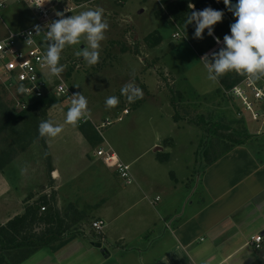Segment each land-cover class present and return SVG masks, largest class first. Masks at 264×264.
Wrapping results in <instances>:
<instances>
[{
  "label": "rangeland",
  "instance_id": "1",
  "mask_svg": "<svg viewBox=\"0 0 264 264\" xmlns=\"http://www.w3.org/2000/svg\"><path fill=\"white\" fill-rule=\"evenodd\" d=\"M79 2L82 4L75 14L102 8L103 19L109 28L101 42L100 59L96 65L89 66L83 57L75 55L87 47L85 37H81L78 45L65 46L60 59L65 70L60 78L74 94L79 92L87 98L92 119L110 117L115 120L120 115L122 119L102 130L101 136L98 132L97 135L93 133L92 126H85L83 132L88 135L87 140L79 132V123L73 126L65 122L72 98L64 97L48 105L45 111L40 109L34 115L36 118L28 116L13 122L11 115L18 111L13 109L10 101L12 111L4 107L3 100L8 101L10 97L0 91V153L7 152L12 159L4 167L0 178V190L4 185L12 189L0 201V223L21 213L23 200L31 192L55 193L61 212L68 203L79 208H85L86 202L90 204L89 212L83 209L87 212L86 217L77 223L84 235L72 239L54 252L43 247L19 264H95L97 258L103 255L95 243L102 242L103 246L113 249L120 241V232L136 228L142 213L148 215L150 208H153L150 200L156 195L154 191H146L147 198L132 205L136 199L143 197L138 188V179L145 182L150 176H156L163 187L166 180L177 172L179 179L188 177L190 200L196 199L200 191L197 180L202 168L196 161L195 151L203 138L208 139V135L205 131L207 126L187 123L188 119L202 114L206 121H218L231 128L245 129L254 136L246 142L252 148L253 139H258L260 135L258 140H263L264 151V126L249 117L239 98L217 91L224 87L220 80L211 82L207 79V70L201 61L202 55L207 54L209 61L214 62L212 53L225 47L223 37L228 34L230 24L235 22L233 18H223L222 22L213 26V36H209L205 29L203 39H196L195 21L191 30H183L181 25L178 24L177 29L175 25L155 16L161 6L160 0ZM34 20L26 0H8L6 7L0 10V38L7 32V27L12 30L24 28ZM153 30H158L163 40L159 45L149 47L143 37ZM177 31L180 35L173 37L172 34ZM214 37L220 38L219 44ZM136 39L139 40L138 53L134 52ZM111 40L122 42L129 50L121 52V45L109 44ZM69 71L71 74L68 75ZM45 74V81L51 87L57 83L56 76L48 71ZM131 82L143 93V101L138 107L121 95V88ZM178 90L183 94L181 100L174 93ZM110 96L119 98V104L111 109L105 106V100ZM173 98L177 112L184 120H173L175 110L170 103ZM124 107L129 109L125 115L122 114ZM239 110L243 113L242 117L238 115ZM46 120L62 126L63 131L55 138H41L38 126ZM166 138L170 141L165 143ZM156 140L159 144L152 146ZM99 146H111L120 159L129 165L133 178L131 184H125L115 169L107 167L93 153ZM156 146L162 147V150H155ZM162 152H169V160L162 161V164L155 163L156 160L160 161L157 153ZM153 164L160 167L155 168ZM53 166L59 169V177H52ZM132 190L134 197L129 198V202H122V196ZM128 204L132 206L120 213ZM96 216H102L106 221L103 228L104 232L109 233L106 240H101V236L91 230ZM11 259V253H0V264H13Z\"/></svg>",
  "mask_w": 264,
  "mask_h": 264
},
{
  "label": "crops",
  "instance_id": "2",
  "mask_svg": "<svg viewBox=\"0 0 264 264\" xmlns=\"http://www.w3.org/2000/svg\"><path fill=\"white\" fill-rule=\"evenodd\" d=\"M258 139H253V148L247 143L236 146L208 165L197 180L200 191L196 199L190 200L188 177L179 179L177 172L163 187L156 176H150L145 182L138 179L143 197L132 205L146 199V191H154L156 195L150 200L153 208L148 215L141 210L137 227L120 232V241L113 249L100 242L109 256L100 253L102 256L95 264H264V151L263 140ZM158 144L156 140L152 146ZM53 167L57 172L55 177H59V169ZM11 190L4 185L0 201ZM132 192L124 194L122 202H129V198L134 197ZM31 194L34 196L29 201L42 195ZM89 206L86 202L85 208L80 209L89 212ZM130 206L125 205L120 213ZM257 234L262 236L259 248L249 244L251 237ZM107 235L109 233L103 231L101 240H106Z\"/></svg>",
  "mask_w": 264,
  "mask_h": 264
},
{
  "label": "clouds",
  "instance_id": "3",
  "mask_svg": "<svg viewBox=\"0 0 264 264\" xmlns=\"http://www.w3.org/2000/svg\"><path fill=\"white\" fill-rule=\"evenodd\" d=\"M219 2V0H217ZM227 10L235 18L230 24V35H224V48L219 52L212 53V61L205 54L201 61L207 70V79L218 82L227 73L234 72L247 78L253 84L264 80V0H223ZM44 4V3H43ZM43 4L38 5L42 6ZM194 9V5H189ZM59 19L47 25L48 31L45 36L47 44L46 53L42 57V66L47 67L50 74L59 77L65 70V65L60 64L61 53L68 45H78L81 37H85L87 47L77 51V57H83L87 65L93 66L99 63L101 42L105 39V33L109 28L104 21L102 8L89 9L79 14L65 17L64 12L56 11ZM224 12L206 7L200 11H191L185 22V27L195 21V38L203 39V33L207 29L208 35L213 36L214 27L222 22ZM41 33V26L35 25L33 31L28 32L26 45L34 43L32 37ZM217 44L219 37H214ZM19 92L25 91L21 85ZM121 95L125 96L129 103H133L143 96L142 90L133 82L125 84L121 88ZM119 104V98L110 96L105 100L106 108H114ZM87 98L82 93H75L71 99L65 122L76 126L81 119L90 118ZM63 131L60 125H54L51 120L41 121L38 126L41 138H55ZM23 171V170H22Z\"/></svg>",
  "mask_w": 264,
  "mask_h": 264
},
{
  "label": "trees",
  "instance_id": "4",
  "mask_svg": "<svg viewBox=\"0 0 264 264\" xmlns=\"http://www.w3.org/2000/svg\"><path fill=\"white\" fill-rule=\"evenodd\" d=\"M79 2V0H76ZM120 2V0H118ZM161 5L159 9L156 10L155 16L158 19H163L167 21L170 25L179 24L182 26L183 30L192 29V23L185 27V22L191 11H200L206 7H211L215 10H220L224 12L223 18H234L233 14L227 10L223 0L215 2L216 0H160ZM237 0H232L235 4ZM194 5V9H190L189 5ZM230 29L228 31L229 35ZM163 40L162 34L158 30H153L143 37L144 43L149 47H155L159 45ZM121 45V52H126L129 48L120 41L111 40L109 44ZM134 52L138 53L139 41L135 43ZM174 46V44H171ZM71 71L68 72V75ZM242 76L236 73H227L220 78L222 87L225 89H230L236 82H238ZM223 88L217 89L218 92H222ZM1 94H6L0 87ZM178 94V99L183 98V94L180 90L174 92ZM1 96V95H0ZM2 97V96H1ZM63 98H58L55 95L48 93L44 96L37 98L32 102L27 108L19 110L17 113L11 115V120L15 122L17 119H24L28 116L36 118V112L41 109L45 111L48 105L55 104L62 100ZM11 100H3L4 107L6 106L10 110ZM142 99H138L133 103L134 107H138ZM170 103L175 112L172 115L174 121L178 122L184 120L183 117L177 112V106L175 104V99H171ZM12 111V110H10ZM45 112L42 113V115ZM242 121V120H240ZM238 121V123H241ZM187 123L197 125V126H207L205 131L207 132L208 139L205 137L201 140L199 149L195 151L196 161L200 163L201 173L203 170L220 157L231 151L234 147L245 144L248 140L254 138L245 129L231 128L227 124L220 123L218 121H206L202 114L195 116L187 120ZM85 126H90L91 124L81 125V130H85ZM92 128V127H91ZM93 133L97 135L96 131ZM206 134V133H205ZM214 138V139H213ZM170 141L166 138L164 142ZM214 142H216L214 144ZM216 145L220 148H217ZM160 161H166L169 158V152L157 153ZM11 157L7 152L2 151L0 153V170H2L7 163L11 161ZM203 164V165H202ZM172 178H175L172 175ZM34 195L28 194L24 200V207L21 213H18L11 218H9L4 223H0V253L9 252L12 256L13 264H19L26 260L32 254L37 252L43 247H48L55 251L71 241L72 239L84 235L77 225L80 220L86 217V213L83 209L78 208L72 203H68L64 212H61L56 204L55 193L49 195L42 194L33 201H29ZM44 207L42 210L41 208ZM74 230L72 229L73 226ZM96 235L102 236V232H96L93 228L91 229Z\"/></svg>",
  "mask_w": 264,
  "mask_h": 264
},
{
  "label": "built area",
  "instance_id": "5",
  "mask_svg": "<svg viewBox=\"0 0 264 264\" xmlns=\"http://www.w3.org/2000/svg\"><path fill=\"white\" fill-rule=\"evenodd\" d=\"M7 1L0 0V10L6 7ZM123 1L120 0V2ZM26 2L35 18L33 23L18 30L8 29L7 33L0 38V87L10 97L12 107L17 111L27 108L37 98L48 93L58 98H73L74 93L71 87L62 81L60 76L56 77L58 81L52 87L45 81V71H50L47 67L42 66L41 61L46 53L47 44L52 43V41L45 40L48 31L47 25L59 19L55 12H64L65 17H70L75 15V10L82 4V2L76 0H26ZM40 4L43 5L37 7ZM35 25L41 26V33L35 35L33 32L32 39L34 43L26 45L27 34L33 31ZM175 26L178 29L177 24ZM179 35V31L172 34L173 37ZM21 85L25 89L23 93L18 91ZM222 92L239 98L245 111L249 113V117L264 126V80L253 84L247 78L242 77L230 89L223 88ZM128 112L129 109L124 107L122 114L125 115ZM238 115L242 117L243 113L239 110ZM121 119L122 115L115 120L110 117L101 118L100 120L85 117L78 123L80 125L91 124L101 136L102 130L110 126L114 121H120ZM94 154L99 156L107 167L115 169L125 184L133 182L129 165L120 159L111 146H99ZM41 209L43 210L44 207ZM91 227L96 232H103L105 220L96 218L92 221ZM261 240L262 236L257 234L251 237L249 244L259 248Z\"/></svg>",
  "mask_w": 264,
  "mask_h": 264
},
{
  "label": "water",
  "instance_id": "6",
  "mask_svg": "<svg viewBox=\"0 0 264 264\" xmlns=\"http://www.w3.org/2000/svg\"><path fill=\"white\" fill-rule=\"evenodd\" d=\"M155 150H162V147L160 146H156L155 147ZM56 171H53V177L56 176ZM96 247H98L100 249V252L105 256V257H108L109 256V253H108V250L105 248V247H102V244L100 242H97L94 244Z\"/></svg>",
  "mask_w": 264,
  "mask_h": 264
}]
</instances>
